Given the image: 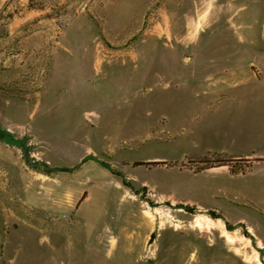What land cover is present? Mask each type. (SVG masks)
Segmentation results:
<instances>
[{
	"label": "rangeland",
	"instance_id": "374dc122",
	"mask_svg": "<svg viewBox=\"0 0 264 264\" xmlns=\"http://www.w3.org/2000/svg\"><path fill=\"white\" fill-rule=\"evenodd\" d=\"M263 17L0 0V264H264Z\"/></svg>",
	"mask_w": 264,
	"mask_h": 264
},
{
	"label": "trees",
	"instance_id": "16d2710c",
	"mask_svg": "<svg viewBox=\"0 0 264 264\" xmlns=\"http://www.w3.org/2000/svg\"><path fill=\"white\" fill-rule=\"evenodd\" d=\"M259 160H261V159H259ZM262 160H264V159H262ZM230 161H231V159H227V158L226 159H219V160H216V159L212 160L210 157L204 156L199 161V163L201 164V167H199L200 168L199 171L209 169V168H213V167H218V166H225V165H228ZM144 163L145 162L136 163V164L140 165V164H144ZM154 163L158 164L159 162H154Z\"/></svg>",
	"mask_w": 264,
	"mask_h": 264
},
{
	"label": "water",
	"instance_id": "95a60500",
	"mask_svg": "<svg viewBox=\"0 0 264 264\" xmlns=\"http://www.w3.org/2000/svg\"><path fill=\"white\" fill-rule=\"evenodd\" d=\"M249 169H250V167H249L248 164H244V163H242V162H239V163L236 164L234 171H235L236 173H238V172H240V171L248 172ZM71 177L74 178L73 175H71ZM76 179L82 181V179H80V178H76ZM146 264H155V261H149V262L146 263Z\"/></svg>",
	"mask_w": 264,
	"mask_h": 264
},
{
	"label": "crops",
	"instance_id": "0c3cea01",
	"mask_svg": "<svg viewBox=\"0 0 264 264\" xmlns=\"http://www.w3.org/2000/svg\"><path fill=\"white\" fill-rule=\"evenodd\" d=\"M22 21L20 22V23H18L19 24V28H18V32L20 31V32H22V33H24V31L22 30L23 28H25L26 26H27V24H26V22L28 21V17L26 16V17H23L22 19H21ZM263 24H264V17H263ZM21 28V29H20ZM29 36V35H28ZM31 39H29V40H31L32 42H34L35 41V36L33 35L32 37H30ZM37 40H38V38H36ZM36 40V41H37Z\"/></svg>",
	"mask_w": 264,
	"mask_h": 264
},
{
	"label": "bare ground",
	"instance_id": "6f19581e",
	"mask_svg": "<svg viewBox=\"0 0 264 264\" xmlns=\"http://www.w3.org/2000/svg\"><path fill=\"white\" fill-rule=\"evenodd\" d=\"M230 238V237H229Z\"/></svg>",
	"mask_w": 264,
	"mask_h": 264
}]
</instances>
